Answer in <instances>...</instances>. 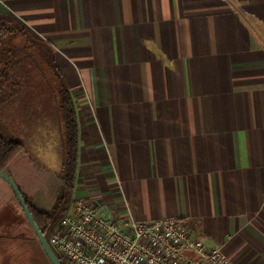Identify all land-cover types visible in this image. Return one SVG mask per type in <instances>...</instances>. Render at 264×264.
Instances as JSON below:
<instances>
[{
  "label": "crops",
  "instance_id": "obj_1",
  "mask_svg": "<svg viewBox=\"0 0 264 264\" xmlns=\"http://www.w3.org/2000/svg\"><path fill=\"white\" fill-rule=\"evenodd\" d=\"M0 15L47 45L71 95L72 200L176 217L230 264H264V0H0ZM41 130L25 145L0 117V171L25 190ZM13 200L0 181V208Z\"/></svg>",
  "mask_w": 264,
  "mask_h": 264
},
{
  "label": "built area",
  "instance_id": "obj_2",
  "mask_svg": "<svg viewBox=\"0 0 264 264\" xmlns=\"http://www.w3.org/2000/svg\"><path fill=\"white\" fill-rule=\"evenodd\" d=\"M60 264H230L221 246L208 249L176 217L138 221L73 199L49 234Z\"/></svg>",
  "mask_w": 264,
  "mask_h": 264
},
{
  "label": "trees",
  "instance_id": "obj_3",
  "mask_svg": "<svg viewBox=\"0 0 264 264\" xmlns=\"http://www.w3.org/2000/svg\"><path fill=\"white\" fill-rule=\"evenodd\" d=\"M19 38L23 40V46L18 47L17 50L15 41ZM21 51L23 52L21 53ZM38 58L44 63V65L41 63V66H44V69L48 70L51 77L55 79V85L48 82L52 93L24 90L28 87L23 72L25 66L31 67L30 69L42 76L44 75L41 71L43 68H40L41 66L37 63ZM34 113L35 116H33ZM51 113L56 116L63 133L62 162L57 175L61 186L51 210L49 212L38 210L20 190L45 239L67 212L72 201L79 147V130L75 109L71 95L62 75L55 67L53 55L47 45L29 36L14 21L0 15V117L2 122L9 123L14 127L13 138H18L20 141L21 139L17 135L18 125L29 126L30 123L36 121L35 117H39L41 114L48 116ZM15 128L17 129L15 130ZM13 138H11V142L15 141Z\"/></svg>",
  "mask_w": 264,
  "mask_h": 264
},
{
  "label": "rangeland",
  "instance_id": "obj_4",
  "mask_svg": "<svg viewBox=\"0 0 264 264\" xmlns=\"http://www.w3.org/2000/svg\"><path fill=\"white\" fill-rule=\"evenodd\" d=\"M18 40L15 41L17 50L23 46V40L20 38ZM37 63L41 66L42 62L39 58ZM30 68L29 66L23 68L28 82V87L24 88V90H28V92L52 93L48 82H52L55 85V79L51 77L50 72L44 69V66H41L40 68H43L41 71L44 74L42 76ZM35 119L36 122L30 123L29 126L18 125L17 135L21 139L20 142L27 145L30 139L29 134L33 130L36 131V141H39L38 137L41 139L43 133L41 126H45L46 130L48 129L45 138L50 141L51 145L44 149L37 146L35 149L34 157L36 163L33 177L31 178V187L25 190L23 183L17 179L15 181L31 202L34 200L35 205L40 210L49 212L55 200L56 186L59 183L57 175L62 162L63 133L61 125L53 113L48 116L41 114ZM0 181L2 180L0 179ZM3 184L14 200L13 204H2L0 208V264H50L36 241L34 233L27 223L14 194L4 181ZM48 240L49 234L46 236V241L48 242Z\"/></svg>",
  "mask_w": 264,
  "mask_h": 264
},
{
  "label": "water",
  "instance_id": "obj_5",
  "mask_svg": "<svg viewBox=\"0 0 264 264\" xmlns=\"http://www.w3.org/2000/svg\"><path fill=\"white\" fill-rule=\"evenodd\" d=\"M0 178L5 181V183L10 187L12 193L14 194L18 205L27 221V223L29 224L31 230L34 233L35 239L38 242L39 246L41 247L42 251L44 252L46 258L48 259V261L50 262V264H60L55 253L53 252V250L51 249V247L49 246L48 242L46 241L45 237L43 236V234L41 233V231L39 230L38 226L36 225L28 207L27 204L19 190V188L17 187V185L15 184V182L12 180V178L6 174L3 171H0Z\"/></svg>",
  "mask_w": 264,
  "mask_h": 264
},
{
  "label": "flooded vegetation",
  "instance_id": "obj_6",
  "mask_svg": "<svg viewBox=\"0 0 264 264\" xmlns=\"http://www.w3.org/2000/svg\"><path fill=\"white\" fill-rule=\"evenodd\" d=\"M18 187V186H17ZM19 188V187H18ZM20 190V189H19ZM22 192V191H21ZM23 193V192H22ZM23 195L25 196V194L23 193ZM25 198L28 200V201H30L26 196H25ZM25 200V199H24ZM31 202V201H30ZM32 204V203H31Z\"/></svg>",
  "mask_w": 264,
  "mask_h": 264
}]
</instances>
